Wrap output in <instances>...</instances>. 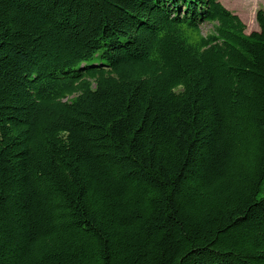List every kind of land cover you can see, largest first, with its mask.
Wrapping results in <instances>:
<instances>
[{
	"label": "trees",
	"instance_id": "trees-1",
	"mask_svg": "<svg viewBox=\"0 0 264 264\" xmlns=\"http://www.w3.org/2000/svg\"><path fill=\"white\" fill-rule=\"evenodd\" d=\"M256 18L0 0V264H264Z\"/></svg>",
	"mask_w": 264,
	"mask_h": 264
},
{
	"label": "rangeland",
	"instance_id": "rangeland-1",
	"mask_svg": "<svg viewBox=\"0 0 264 264\" xmlns=\"http://www.w3.org/2000/svg\"><path fill=\"white\" fill-rule=\"evenodd\" d=\"M228 9L238 14L247 25V33L259 30L257 22V11L264 9V0H220ZM213 31V26L205 23L201 26L203 35Z\"/></svg>",
	"mask_w": 264,
	"mask_h": 264
}]
</instances>
